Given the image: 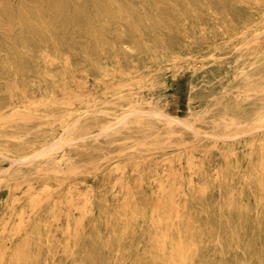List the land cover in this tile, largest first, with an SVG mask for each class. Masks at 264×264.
Listing matches in <instances>:
<instances>
[{
	"label": "rangeland",
	"instance_id": "1",
	"mask_svg": "<svg viewBox=\"0 0 264 264\" xmlns=\"http://www.w3.org/2000/svg\"><path fill=\"white\" fill-rule=\"evenodd\" d=\"M0 155V264H264V0H0Z\"/></svg>",
	"mask_w": 264,
	"mask_h": 264
},
{
	"label": "bare ground",
	"instance_id": "2",
	"mask_svg": "<svg viewBox=\"0 0 264 264\" xmlns=\"http://www.w3.org/2000/svg\"><path fill=\"white\" fill-rule=\"evenodd\" d=\"M230 11H231V10H230ZM122 27H123V26H122ZM257 33H258V32H257ZM124 46H125V45H124ZM126 47H127V48H131L130 45H126ZM14 48H15V47H14ZM15 50H16V48H15ZM11 52H12V51H11ZM56 52H57V51H56ZM38 55H39V54H38ZM40 56H41V55H40ZM209 56H210V55H209ZM14 57H15V56H14ZM213 58H214V57H213ZM218 58H220V57H218ZM44 60H45V59H44ZM14 61H15V60H13V62H14ZM42 61H43V60H42ZM43 62H44V61H43ZM11 63H12V62H11ZM45 63H46V62H45ZM198 64H199V63H198ZM16 67H17V65H16ZM45 67H46V65H45ZM50 67H51V66H50ZM20 68H21V67H20ZM21 69H22V68H21ZM23 70H24V69H23ZM23 70H22V71H23ZM11 71H12V70H11ZM224 72H225V71H224ZM6 73H7V72H6ZM9 73H10V72H9ZM18 73H19V72H18ZM128 73H129V72H128ZM22 74H23V73H22ZM239 74H240V73H239ZM15 76H16V75H15ZM48 77H49V76H48ZM41 78H42V77H41ZM246 78H247V77H246ZM247 79H248V78H247ZM39 81H40V80H39ZM244 82H245V81H244ZM245 83H246V82H245ZM32 84H33V83H32ZM34 84H35V83H34ZM249 85H251V84H249ZM247 87H248V86H247ZM244 88H245V87H244ZM193 89H195V88L193 87ZM193 89H192V90H193ZM240 90H242V89H240ZM18 91H19V90H18ZM222 91H223V90H222ZM224 91H225V90H224ZM224 91H223V92H224ZM248 91H249V90H248ZM226 92H227V91H226ZM245 92H246V90H245ZM249 92H251V91H249ZM229 93H230V92H229ZM32 94H33V93H32ZM222 94H223V93H222ZM9 95H10V94H9ZM219 96H220V94H219ZM216 97H217V96H216ZM216 97H215V99H217ZM212 98H213V97H212ZM222 98H223V97H222ZM222 98H221V99H222ZM246 98H247V97H246ZM193 99H194V98H193ZM193 99H192V100H193ZM236 99H237V98H236ZM15 100H16V99H15ZM213 100H214V98H213ZM237 100H238V99H237ZM78 101H79V100H78ZM210 101H211V100H210ZM220 101H221V100H220ZM220 101H219V102H220ZM235 101H236V100H235ZM243 101H245V100H243ZM150 104H151V103H150ZM153 106H154V105H153ZM214 106H215V104H214ZM220 106H222V105H220ZM211 107H212V106H211ZM211 107H210V108H211ZM215 107H216V106H215ZM155 108H156V107H155ZM158 108H159V107H158ZM212 108H213V107H212ZM212 108H211V110H212ZM156 109H157V108H156ZM202 109H203V108H202ZM204 109H205V108H204ZM206 109H207V108H206ZM225 109H226V108H225ZM157 110H160V109H157ZM139 111H141V110H139ZM145 111H146V110H145ZM206 112H207V111H206ZM210 112H211V111H210ZM220 112H221V111H220ZM225 112H226V111H225ZM84 113H85V112H84ZM131 113H133V112H131ZM142 113H143V112H142ZM153 113L156 114L157 112H156V113L153 112ZM161 113H163V112H161ZM204 113H205V112H203V114H204ZM207 113H208V112H207ZM163 114H164V113H163ZM209 114H210V113H209ZM125 115H126V114H125ZM134 115H136V114H134ZM147 115H148V114H147ZM150 115H153V114L150 113ZM195 115H196V114H195ZM201 115H202V114H201ZM207 115H208V114H207ZM207 115H206V117H207ZM225 115H226V114H225ZM140 116H141V115H140ZM144 116H146V115H144ZM154 116H155V115H154ZM161 116H162V115H161ZM166 116H167V115H166ZM226 116H227V115H226ZM226 116H225V117H226ZM228 116H229V115H228ZM149 117H151V116H149ZM190 117H191V116H190ZM190 117H189V118H190ZM194 117H195V116H194ZM196 117H197V116H196ZM199 117H200V116H199ZM229 117H230V116H229ZM229 117H228V118H229ZM121 118H122V117H121ZM139 118H140V117H139ZM147 118H148V117H147ZM159 118H160V117H159ZM192 118H193V117H192ZM197 118H198V117H197ZM230 118L233 119V117H230ZM143 119H144V118H143ZM162 119H166V118H162ZM169 119H170V118L168 117V120H169ZM171 119H172V118H171ZM173 119H174V118H173ZM193 119H194V118H193ZM203 119H204V118H203ZM235 119H236V118H235ZM237 119H238V117H237ZM237 119H236V120H237ZM140 120H142V119H140ZM198 120H199V119H198ZM201 120H202V119H201ZM239 121H240V120H239ZM119 122H121V121H119ZM132 122H133V121H132ZM137 122H138V121H137ZM198 122H199V121H198ZM113 123H114V122H113ZM196 123H197V121H196ZM116 124H118L117 121H116ZM130 124H131V123H130ZM178 124H181V123H178ZM192 124H193V123H192ZM244 124H245V123H244ZM107 125H108V124H107ZM126 125H127V124H124V126H126ZM142 125H143V124H142ZM194 125H195V122H194ZM115 126H117V125H115ZM112 127H113V126H112ZM193 127H194V126H193ZM51 128H52V127H51ZM64 128H65V127H64ZM101 128H102V127H101ZM105 128H108V127L105 126ZM109 128H110V127H109ZM113 128H114V127H113ZM113 128H112V129H113ZM188 128H189V127H188ZM61 129H63V128H61ZM112 129H111V130H112ZM104 130H105V129H104ZM196 130H197V129H196ZM202 130H203V129H202ZM203 131H204V130H203ZM40 133H41V132H40ZM106 133H108V132L106 131ZM243 133H244V132H243ZM99 134H100V133H99ZM99 134H98V135H99ZM102 134H104V133H102ZM100 135H101V134H100ZM18 136H20V135H18ZM64 136H65V135H64ZM242 136H243V135H242ZM91 137H92V136H91ZM233 137H234V136H233ZM235 138H236V137H235ZM57 139H58V138H57ZM65 139L69 140L70 138L65 137ZM225 139H226V138H225ZM55 142H56V141H54V143H55ZM57 143H60V142L58 141ZM70 143H71V142H70ZM60 144H62V142H61ZM68 146H69V145H68ZM45 148H46V147H45ZM47 149L49 150V149H53V148H50V147H49V148H47ZM42 150H43V148H42ZM260 150H261V148H260ZM52 151H53V150H52ZM44 152L46 153L45 150H44ZM46 154H47V153H46ZM31 156H32V155H31ZM35 156H36V155H35ZM35 156H34V157H35ZM42 156H43V155H42ZM42 156H41V157H42ZM44 156H45V155H44ZM0 157H1V155H0ZM2 157H3V156H2ZM24 157H25V156H24ZM28 157H29V155H28ZM36 158H37V157H36ZM38 158H39V157H38ZM10 159H11V158H10ZM21 159H22V158H21ZM31 159H32V158H31ZM13 161H14V159H13ZM15 162H16V161H15ZM25 162H26V160H25ZM16 163H17V162H16ZM44 185H45V184H44ZM153 207H154V206H153ZM223 211H224V210H223ZM235 212H236V211H235ZM214 217H215V216H214ZM225 229H226V227H225ZM228 230H229V229H228ZM251 232H253V231H251ZM113 235H114V234H113ZM201 235H202V234H201ZM116 238H117V237H116ZM135 241H136V240H135ZM98 246H99V245H98ZM192 246H193V245H192ZM150 247H151V246H150ZM106 249H107V248H106ZM152 253H153V252H152ZM95 256H96V255H95ZM181 257L183 258L182 255H181Z\"/></svg>",
	"mask_w": 264,
	"mask_h": 264
}]
</instances>
